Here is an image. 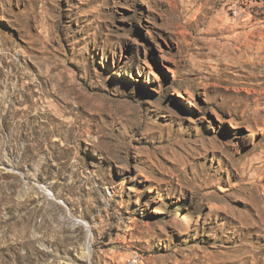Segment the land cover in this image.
I'll return each instance as SVG.
<instances>
[{
	"label": "rangeland",
	"instance_id": "obj_1",
	"mask_svg": "<svg viewBox=\"0 0 264 264\" xmlns=\"http://www.w3.org/2000/svg\"><path fill=\"white\" fill-rule=\"evenodd\" d=\"M0 264H264V0H0Z\"/></svg>",
	"mask_w": 264,
	"mask_h": 264
}]
</instances>
